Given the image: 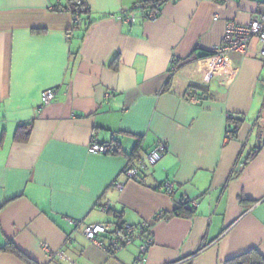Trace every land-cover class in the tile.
I'll return each mask as SVG.
<instances>
[{
	"label": "crops",
	"instance_id": "obj_1",
	"mask_svg": "<svg viewBox=\"0 0 264 264\" xmlns=\"http://www.w3.org/2000/svg\"><path fill=\"white\" fill-rule=\"evenodd\" d=\"M77 1L89 14L75 29V1L0 0V264H134L138 243L112 255L82 231L118 222L149 224L144 264L264 258L260 44L224 62L205 56L264 0H165L156 21L134 25L120 13L147 0ZM47 89L56 98L42 107ZM230 115L243 122L227 139ZM91 142L119 153L90 154ZM158 142L162 160L129 179L130 161ZM183 198L198 204L191 217L174 214Z\"/></svg>",
	"mask_w": 264,
	"mask_h": 264
},
{
	"label": "built area",
	"instance_id": "obj_2",
	"mask_svg": "<svg viewBox=\"0 0 264 264\" xmlns=\"http://www.w3.org/2000/svg\"><path fill=\"white\" fill-rule=\"evenodd\" d=\"M264 5V3H263ZM160 15L159 7L149 6L141 8V5L134 6L130 9L123 10L120 13V20L124 23L134 25L138 19L144 21H156ZM76 23H79V11L74 15ZM258 40L260 44L259 55L264 59V11L256 15V17L247 25L229 22L222 42L215 47L212 52L213 57L218 58L222 62L227 61L232 54H240L247 56L251 53L252 42ZM174 70V68L172 69ZM56 98L54 89H47L42 92V107L51 104ZM198 97L192 96L191 102L197 103ZM227 139H232V134L227 133ZM117 146L115 144H99L91 142L88 145V152L94 155L116 154ZM168 151V145L165 142H158L156 146L144 158H136L131 160L125 170V175L134 181H139L150 167L158 164ZM118 187H121L118 185ZM162 190L169 195H173L175 187L173 182H166ZM185 198L181 199L184 200ZM196 201H190L189 206L193 209L197 207ZM157 220H167L164 212H159L156 216ZM67 221L77 230L78 222L67 218ZM85 237L96 243L98 246L106 250L109 254L124 250L130 245L138 243V255L134 264H144L145 256L153 245L151 228L147 222L140 224H130L126 222H118L115 224L96 223L89 224L82 228ZM52 258L54 255L51 256Z\"/></svg>",
	"mask_w": 264,
	"mask_h": 264
},
{
	"label": "trees",
	"instance_id": "obj_3",
	"mask_svg": "<svg viewBox=\"0 0 264 264\" xmlns=\"http://www.w3.org/2000/svg\"><path fill=\"white\" fill-rule=\"evenodd\" d=\"M72 1H75V2H73L68 9L73 15H75L79 11L80 19L83 16H88L89 10L83 2L77 1V0H72ZM164 1L165 0H147V1H144L143 3H141L139 5H141V8H148L149 6L160 8L161 4ZM54 9H60V8L58 6H56V7H54ZM61 9H63V8H61ZM92 23L93 22L90 21V18H89V19H87V22L84 23L83 26L85 29H87ZM81 26H82L81 21H80V23L77 22L75 25V29L80 28ZM213 55H214V53L212 51L205 54L206 57H211ZM192 60H193V56L190 55L189 57H187L183 60L177 61L176 64L174 65V70H172V72H175L180 66H182L186 63H189ZM228 120H229L228 131L232 134V138H233V137L237 136L243 120L240 118H236L234 115H230ZM25 139H27V138H25ZM116 153H119V149H117ZM131 157H134L133 154L131 155ZM190 201H192V200H188V199L180 200L177 204V207H176L174 214L177 216L191 217L193 215L195 209H193L189 206ZM167 218H168V216H167ZM6 249L14 251L15 253H19L18 250H16V248L14 246H12L11 244ZM226 264H264V258L262 256H260V254H258L252 250V251L248 252L247 254H245L239 258H236L234 260L227 262Z\"/></svg>",
	"mask_w": 264,
	"mask_h": 264
}]
</instances>
